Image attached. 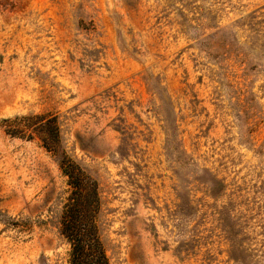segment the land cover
Wrapping results in <instances>:
<instances>
[{
	"label": "rangeland",
	"instance_id": "374dc122",
	"mask_svg": "<svg viewBox=\"0 0 264 264\" xmlns=\"http://www.w3.org/2000/svg\"><path fill=\"white\" fill-rule=\"evenodd\" d=\"M58 116L110 264H264V0H0V264H67Z\"/></svg>",
	"mask_w": 264,
	"mask_h": 264
},
{
	"label": "trees",
	"instance_id": "16d2710c",
	"mask_svg": "<svg viewBox=\"0 0 264 264\" xmlns=\"http://www.w3.org/2000/svg\"><path fill=\"white\" fill-rule=\"evenodd\" d=\"M2 126L9 136L38 140L47 152L58 158L60 169L68 179L70 193L60 222V233L70 247L67 264H110L100 230L102 200L98 183L68 155L58 116H16L4 119Z\"/></svg>",
	"mask_w": 264,
	"mask_h": 264
}]
</instances>
